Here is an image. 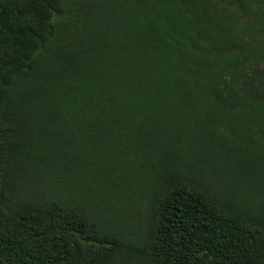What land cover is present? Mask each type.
I'll return each mask as SVG.
<instances>
[{
  "label": "trees",
  "instance_id": "1",
  "mask_svg": "<svg viewBox=\"0 0 264 264\" xmlns=\"http://www.w3.org/2000/svg\"><path fill=\"white\" fill-rule=\"evenodd\" d=\"M0 3V264H264V0Z\"/></svg>",
  "mask_w": 264,
  "mask_h": 264
},
{
  "label": "flooded vegetation",
  "instance_id": "2",
  "mask_svg": "<svg viewBox=\"0 0 264 264\" xmlns=\"http://www.w3.org/2000/svg\"><path fill=\"white\" fill-rule=\"evenodd\" d=\"M0 7H1V3H0Z\"/></svg>",
  "mask_w": 264,
  "mask_h": 264
}]
</instances>
